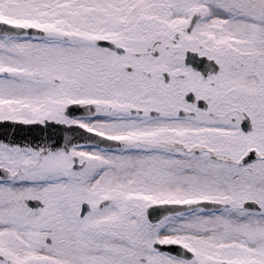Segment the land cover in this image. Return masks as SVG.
Instances as JSON below:
<instances>
[{
  "label": "snow or ice",
  "instance_id": "snow-or-ice-1",
  "mask_svg": "<svg viewBox=\"0 0 264 264\" xmlns=\"http://www.w3.org/2000/svg\"><path fill=\"white\" fill-rule=\"evenodd\" d=\"M0 264H264V0H0Z\"/></svg>",
  "mask_w": 264,
  "mask_h": 264
}]
</instances>
